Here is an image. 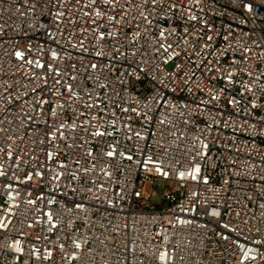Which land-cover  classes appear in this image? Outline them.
I'll return each instance as SVG.
<instances>
[{
  "label": "built area",
  "instance_id": "1",
  "mask_svg": "<svg viewBox=\"0 0 264 264\" xmlns=\"http://www.w3.org/2000/svg\"><path fill=\"white\" fill-rule=\"evenodd\" d=\"M0 264H264V0H0Z\"/></svg>",
  "mask_w": 264,
  "mask_h": 264
},
{
  "label": "rangeland",
  "instance_id": "2",
  "mask_svg": "<svg viewBox=\"0 0 264 264\" xmlns=\"http://www.w3.org/2000/svg\"><path fill=\"white\" fill-rule=\"evenodd\" d=\"M168 186L170 183L161 180H156L153 184L146 183L143 188L144 195L149 197L151 203L158 204Z\"/></svg>",
  "mask_w": 264,
  "mask_h": 264
}]
</instances>
